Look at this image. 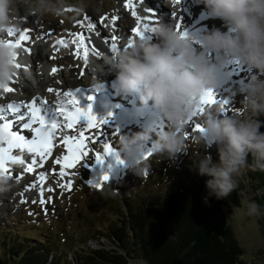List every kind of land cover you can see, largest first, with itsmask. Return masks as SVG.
<instances>
[{
  "label": "rangeland",
  "instance_id": "obj_1",
  "mask_svg": "<svg viewBox=\"0 0 264 264\" xmlns=\"http://www.w3.org/2000/svg\"><path fill=\"white\" fill-rule=\"evenodd\" d=\"M164 1L174 2L171 0ZM187 1L182 0L181 3H173L169 14H167L171 16H169V22H174L176 27L179 25L181 29L184 26L180 25V21L176 19V14L182 13L184 16L190 17L198 12L196 9L194 11L190 9L189 2L186 3ZM127 2L129 1L66 0V4L69 6L65 7V15L60 17L24 16V13L21 12L22 24L26 27L27 33H32V35L27 40L26 45L16 48L18 50L17 62L21 64V68L17 70L16 75L13 77L15 79H11V82L18 85V88L10 94L12 100L18 102L21 106L26 105L25 103L28 100L19 99L16 95L17 90L24 89L26 93L28 91L34 92L39 96V102L41 100L45 104L51 103L53 111L60 116L58 104L62 97L66 98V93H62L66 83L72 84L74 79L78 78L76 73L80 61H77L78 58L75 57L78 39L83 36L86 38L87 33L92 36L103 34L109 44L117 43L119 39L111 33L112 28L118 30V34H122V36H125L128 31L127 28L124 29L126 22L120 12L122 10L126 11L127 17L134 18ZM160 2L163 3V0H160ZM81 4L83 5L82 10L79 7ZM201 4L206 7L203 3ZM163 6L164 4H162L159 12V18L165 12ZM90 10L98 18L94 23L91 22L86 12ZM159 18L155 20L152 27H156L160 23ZM208 25L206 29L211 31L213 25ZM81 28H86L87 32L80 31ZM55 29H58V34L63 33L65 35H55ZM19 33L11 35L10 41L15 43ZM151 33L156 36L154 32L151 31ZM190 38L197 45L200 44L198 41L200 39L193 36ZM66 58H70L71 62L66 61ZM58 60H61L60 63H58ZM53 69H56V71L54 72ZM110 71L114 73L113 69H110ZM222 71L227 78L225 77L223 84L219 85V89L213 92H215L220 104L226 101L228 105L223 109L219 104L205 105L204 112L216 108L224 116L241 114L243 111L241 104L244 97L240 94V90L253 72L239 61L231 59L226 60L222 66ZM95 72L93 68H90L83 72V76H85V73H93L96 76ZM25 73L30 75H25ZM70 73L75 76L71 78ZM19 82L23 83L25 87L23 88ZM87 83L88 77L85 76L82 85H87ZM112 87L114 86L112 85ZM49 89H52V91H49ZM197 103L200 104L199 101ZM23 109L27 110L25 107ZM224 112H227V115ZM203 114L199 113L197 117L190 121L185 132L187 133L185 138L189 143L188 153L180 155L175 161L158 156L154 152L157 133L152 134L151 139L144 144L149 150H142L138 155L141 163L148 166L146 175H136L133 171L135 165H128L130 160L122 153L120 141L123 137H134L153 126L156 127L157 132L163 131L165 130L164 123L167 130L169 124L164 116L163 119H151L152 126L150 128L147 121L140 123L133 121L127 125L131 127V130L124 129L119 132L108 124L110 121L106 120L107 117L103 120H97L100 127L95 130L94 142L88 143L85 141L90 155L81 163H78V167L70 174L74 179L71 184L61 175L64 172L62 158L69 155L66 146L61 142L63 138L61 131L58 130V133H56L54 139L56 146L51 145V149L55 152L53 154L51 152L48 158L43 161L38 156L34 157L32 153L27 152V157L24 158L23 155L21 156L17 152L13 153L19 155L23 163H12L13 166L8 167L9 171L0 172V176L9 178L10 187L18 188L21 186V188L15 192L7 190L0 193V243L8 240V237L12 238L14 236L15 243L21 241L26 245L30 240H26L25 237L34 236L36 239H42L44 243H47L49 245L47 248L59 252L62 259L67 258L70 261H73L76 255L83 254L82 252L87 248L91 250L114 249L110 240L103 234L108 233L107 229L111 226H119L121 221L125 220L127 204L138 207L142 204L154 202L170 190H175L189 180L198 178L200 175L196 164L205 155H211L214 163L219 162V153L215 145L206 150L195 140L198 132L195 131L194 125L196 123L202 125L200 117ZM258 119L264 123V116H260ZM77 127L81 131L87 128L86 124H80ZM190 129L191 131H189ZM70 131L71 135H77L76 130ZM261 132H264V127L261 128ZM107 142L112 145L113 149L122 153L118 157L123 163H118L116 161L117 157H105L103 164L95 159V153L101 156L106 155L104 151ZM149 153H152V155L147 159H143ZM33 158L37 161L34 166L31 165ZM29 166L33 167V171H28ZM42 166L44 168L40 169ZM94 168H97L98 171L93 174ZM126 172H128V175L125 177L124 182L118 188L113 189L111 195L104 196L101 194L102 188L97 189L93 186L94 178L101 183L103 176L108 175L109 180L103 183L101 187H104V184H106V187H110L109 184H112L118 176L123 175L124 177ZM246 172L247 169H244L238 177H235L238 187L226 197L229 206V208H226V218L228 226L235 233L243 250L242 261L246 264H264V214L261 212L260 215L254 217L246 214L248 204L254 196L253 187L249 186ZM204 178L211 179L206 176ZM33 185L35 186L33 187ZM241 187L244 190L243 192L240 190ZM42 190L44 203H41ZM235 193L239 195L240 205H230ZM1 244L0 252L3 247ZM52 256H56V253H52L49 257ZM137 262L146 264L142 260H137Z\"/></svg>",
  "mask_w": 264,
  "mask_h": 264
},
{
  "label": "clouds",
  "instance_id": "obj_2",
  "mask_svg": "<svg viewBox=\"0 0 264 264\" xmlns=\"http://www.w3.org/2000/svg\"><path fill=\"white\" fill-rule=\"evenodd\" d=\"M210 15L228 25L230 31L213 29L199 45L190 38H181L174 22H161L154 28L158 43L137 39L115 61H108L116 73V84L126 94H139L142 104L152 102L166 118L169 127L158 131L155 126L134 137H123L121 151L136 166V175H146L148 166L137 163L138 154L153 133H157L154 152L175 161L188 153L185 132L197 117V103L206 90L218 84V70L227 59L239 61L252 70L240 90L244 97L242 113L221 115L213 108L200 117L203 132L195 140L206 150L216 146L219 162L211 155L198 160L196 168L206 181L208 196L223 199L237 187L242 170L264 172V127L258 117L264 116V0H199ZM66 0H0V87L8 85L17 73L18 50L9 46L10 32L19 33L24 16L60 17L65 15ZM83 9V5H79ZM25 75H30L25 73ZM11 139L10 132L0 127V147ZM251 156L253 163L248 164ZM8 177L0 176V193L10 188ZM208 197L205 198L207 202ZM261 206L248 204L247 215L258 216Z\"/></svg>",
  "mask_w": 264,
  "mask_h": 264
},
{
  "label": "trees",
  "instance_id": "obj_3",
  "mask_svg": "<svg viewBox=\"0 0 264 264\" xmlns=\"http://www.w3.org/2000/svg\"><path fill=\"white\" fill-rule=\"evenodd\" d=\"M252 163L249 156L248 164ZM246 169L254 191L251 202L259 204L264 214V172ZM207 180L199 176L154 202L138 207L127 204L125 220L103 234L112 243V250L87 248L70 261L47 248L42 239L25 237L30 240L25 245L15 243L13 236L0 243V264H129L130 260L146 264H246L239 241L227 223V200L209 197ZM240 190L244 191L242 187ZM238 193L230 205H240ZM52 253L56 256L51 259Z\"/></svg>",
  "mask_w": 264,
  "mask_h": 264
},
{
  "label": "bare ground",
  "instance_id": "obj_4",
  "mask_svg": "<svg viewBox=\"0 0 264 264\" xmlns=\"http://www.w3.org/2000/svg\"><path fill=\"white\" fill-rule=\"evenodd\" d=\"M180 1H182V0H180ZM168 2L169 1H164V0H163V3H161L160 0H143V3H140L139 0H130L129 2H127L129 9L132 12L135 11L136 16L139 19L136 16L133 19L130 17H127L128 15H127L126 11L122 10L120 12V15L123 18H125V22H126V27L124 29L127 28L126 30H128V31H127V34L125 36H122V34H120V35L118 34V30H115L114 28H112L111 33L113 35L117 36V39H119L118 45H114L113 43L109 44V42L105 38V35H103V34L102 35L98 34L97 36L95 34L94 36H92L91 34L87 33L86 39L83 43V49H84L85 45L88 48L87 62H85L84 55H82V56L78 57V59H76L77 61H80L79 69L77 70V73H76L78 78L77 79L75 78L72 84L66 83V86L64 88L65 92L64 91L62 92V93H66V96H65L66 98L62 97L61 101L58 104V108H59V106H62L64 109L71 108L72 107V97L77 98V100L79 101V107H81L84 110H87L89 108L88 103H90L92 112L96 116L97 120H103V119H106V117H107L106 120L110 121V122H108V124L112 125L113 129L117 132H119L120 130H124V129L127 131L131 130V127H128L127 125H129L133 121H136L139 123L143 122V121H147L149 124L148 127L150 128V126H152L151 121H150L151 119H155V120H158L160 118L163 119V115L160 113L159 110L156 113L157 114L156 118H150L149 114H151V112L153 110L151 107L148 108L146 115L143 117H141L140 113H138V112L136 113L135 111L130 110L129 113H127L125 111L128 108L132 109L134 106L136 107V109L137 108L145 109L148 106H144L142 104L141 99L133 98L130 94L123 93L122 91H120L118 89V86L116 84V73L114 70H113L114 73H112L110 71V69H112V66H111V64L108 63V61H110V60L115 61L122 52H124L128 49V44L130 42L134 41V44H135L136 40L139 39V38L130 36L129 33L131 32V30L133 28H136L139 26L141 28V30H144L146 27H152L153 23H155V20L158 19L160 16L159 12L161 11L162 4H164L163 9L165 12H163L161 14V17L159 19L163 20L164 22H167V21L169 22V16L170 15L168 16L167 14H169V10L171 9L173 3L175 4L176 2H172V3H168ZM188 2H189V8L190 9H192L193 11L196 9L197 11H200L202 13V15H201V18L197 19L198 18L197 15H194V16L191 15L190 17L189 16L187 17V16H184V14H182V13H177L176 19L180 21V25L184 26V28H182V29L180 28V30L182 32L187 33V35L190 37L193 36V37H196V38L200 39L201 41H203L204 36L208 32H210L206 29V27L209 26L208 24H210V25L212 24L213 29H219V30L224 31V32L230 31V25H228L226 22H224L218 18L212 17L210 15L209 11L207 10V8L204 7L201 4V2H199V0H193V1L188 0L186 3H188ZM143 5H145L147 7V9L150 10V12L153 14L152 17L154 20L152 21V23H147V21L145 20L146 18H148L149 15H148V13H146V11L144 12V10L142 9ZM159 5H160V9H159ZM86 12L88 13V16L90 17V20L92 23H94V21H97L98 18L96 16V14H94L93 11L90 10V11H86ZM176 12H178V11H176ZM123 18H121V19H123ZM127 25L129 26V29H128ZM56 28H58V27H56ZM32 29L34 30V28H32ZM24 30H26V27L23 26L21 32ZM57 30L58 29H55V35H59V36L65 35L63 33L58 34ZM65 30H66V28H65ZM83 30L85 32H87L86 28H81L80 31H83ZM72 31H73V29H72ZM96 33H97V29H96ZM19 34L17 35V38H18ZM26 34L28 35V37L30 39L32 33L28 34L26 32ZM144 39L150 40L152 43H158L159 42L158 37L153 36L151 31L145 32ZM26 43H27V40L24 41L21 45L22 46L26 45ZM125 47H126V49H125ZM102 57L105 58V61L102 60L103 59ZM65 60L68 62H71L70 58H66ZM60 61L58 60V63H60ZM90 68H93L96 71L95 72L96 76H94L93 73H85V76L88 77V83L89 84L87 83V85H82L83 81L85 79V76L81 75V72H84ZM104 73H105V75H104ZM74 76H73V74H71V78H73ZM217 76H218V81H217L218 86L215 89H211L212 91H217V89H219L218 88L219 85H222L223 81L225 79L223 77L224 72L220 69L218 70ZM12 79H15V78H12ZM113 82L116 85V87L114 86V89H113L112 84H111ZM19 84H21V86L23 88L25 87L23 85V83L19 82ZM7 86L11 87L13 90L18 88V85L16 83L11 82V80ZM77 89H79V90L77 91ZM17 91L18 92L16 93V95H17V97H19V99L28 100L25 103L26 105L31 104V101L33 99H37V98H38L37 104L38 105L40 104L41 100L39 102V96H37L36 93L29 92V91L26 93L25 92L26 90H24V89H22V90L20 89ZM68 93H71V96H69ZM10 94H11V92H5L3 89H0V110L2 111V113L5 112L4 108H6L7 105H10V104L11 105L12 104L13 105H20L18 102L12 100V97ZM91 94H95L96 97H99V103H94V102H91V101H88V100H85L82 98V95L88 96ZM112 103H115V105H113ZM50 104L51 103L43 105L44 111L46 110L48 113H44L41 110V115H45V117L48 118L50 124L53 123L54 121H56L58 123H61V125H62V123H63L62 117L58 116L57 113H55L53 111V109H52L53 107ZM17 109L19 110V108H17ZM20 109H22V111L21 110L20 111L23 112V110H24L23 107H20ZM138 114H139V116H138ZM4 122L13 123L14 124L13 130L17 131L19 134L23 135L26 140L31 141L32 139L35 138V133L33 130L30 132H28L27 130L25 131L23 128H21L20 125H17L16 122L11 121L8 117H4V121H0V126H2V124ZM80 124H84V125L86 124V126H88V122L86 120H82ZM48 125L49 124L47 123V127L49 128ZM163 126H164V129L166 130L165 123ZM81 127H83V126H81ZM144 127H146V126H144ZM147 131L148 130H145V132H147ZM26 132H28V133H26ZM69 134H71L70 130H69ZM86 135H88L87 132H86ZM54 146H56V144H54ZM105 146L111 147L112 154L111 155H105V156L102 155L103 156V162L102 163L99 162L100 164L104 163L105 157L116 158V157L122 155L121 152L113 149L112 145L109 142H107L105 144ZM142 150H149V148L146 145H143ZM15 152L19 153V155H21V156L23 155V158L27 157V155H26L27 151L21 152L20 150H14V154H15ZM51 152L53 154V152H55V151L51 150ZM138 161H140L139 158H138ZM65 163H66L65 161H62V165L64 168V172H63L64 175L63 176L68 183H69V181H71V183H72L74 181V179L70 176V174L73 172L74 169H76L78 167L77 166L78 164L76 165L75 168H67L64 166ZM132 164H134V163L132 161H130V163L128 165L132 166ZM12 166H13V164L10 162L7 165V167H10V168ZM43 168L44 167L42 166L40 169H43ZM118 170L120 171L121 169H118ZM97 171H98V169L94 168L93 174ZM127 175H128V172L125 173L124 177H123V175L118 176L112 184L107 183L110 185V187L109 186L106 187V184H104L103 185L104 187H100L103 189L101 194L104 196L105 195H111L113 192V189H116L122 185V183L124 182V179ZM71 183H69V184H71ZM96 183L98 184V183H100V181H98L96 178H94L93 179V186ZM19 188H21V186L18 188L10 187L8 190L10 192H15V191H18ZM97 189H99V188H97ZM136 262H135V264H145V263H139V262L136 263Z\"/></svg>",
  "mask_w": 264,
  "mask_h": 264
},
{
  "label": "snow or ice",
  "instance_id": "obj_5",
  "mask_svg": "<svg viewBox=\"0 0 264 264\" xmlns=\"http://www.w3.org/2000/svg\"><path fill=\"white\" fill-rule=\"evenodd\" d=\"M140 3H143V0H139ZM127 7V5H125ZM148 13L151 14L150 10H146ZM132 15L135 17L136 12L133 11ZM95 27V25H93ZM155 27H146L144 30H141V28L138 26L136 28H133L131 32L129 33L130 36L139 38V39H144V34L146 31H154ZM177 31L181 32V38H187L188 35L185 32H182L180 30V26L177 25ZM27 30L22 31L16 42L13 43L9 41V46L13 48H18L21 46V44L28 40L29 37L26 34ZM13 32H10L9 35H13ZM84 39V38H82ZM115 39V38H114ZM134 45V41L130 42L128 44V48L132 47ZM88 58V48L85 45L84 46V59L85 62H87ZM17 59V58H16ZM17 69L21 68V64L17 62L16 64ZM55 72L56 69H53ZM84 73L81 72V75ZM0 89H3L5 92H12L13 89L11 87L3 86L0 87ZM79 89H77L78 91ZM49 91H52V89H49ZM69 96H71V93H68ZM38 99V98H37ZM37 99H33L31 104L28 105H8V108L12 111L19 112L20 107H25L28 109V111L23 112L19 115L15 116V121H24L27 120L30 116V123L26 122L22 125L24 129H31L35 133V138L32 139L31 141H28L25 139V137L21 134H19L17 131H14V124L13 123H8L4 122L2 124V128L7 129L10 132L11 139L7 142V144L3 147H0V172H8L9 169L7 165L9 162L11 163H23V160L20 158L19 155H14V150H20L21 152L27 151L28 153H32L34 157H39L41 161L46 159L48 155L51 153V145L52 141L56 136L57 131H61L63 133V138H62V143L66 146L67 151L69 155L64 156L62 159L65 161V167L67 168H75L78 163L83 161L86 157L90 155V153L87 151V144L85 141L88 143L94 142V135H95V130L100 127L99 122L97 121L96 116L93 114L91 107L87 110L82 109L79 107V101L77 98L72 97V107L69 109H64L62 106H59L58 112L59 115L63 119L62 125L60 123H52L51 128L49 129L47 127V122L44 119V117L41 115V107L40 105L45 104V102L41 101L40 104H37ZM89 99H92V97H89ZM219 104L220 107L223 109L225 106L228 105V103L225 101L223 104H220L216 98L215 93L212 90H206L204 95L200 99V109L199 113L203 114L205 108V105H217ZM17 108L19 110L17 111ZM224 114L227 115V112H224ZM82 120H86L88 122V126L85 130H78V125ZM0 121H4V115L0 114ZM38 125V127H35ZM195 131L198 133H201L204 131L202 125L200 123H196L194 125ZM69 130H76L77 135H71L69 134ZM191 131V129L189 130ZM86 132L89 133L86 135ZM187 136V133H185ZM105 154L106 155H111L112 154V149L111 147H105ZM152 153L147 154L146 156L143 157V159H147L150 157ZM95 159L102 163L103 162V156H101L98 153H95ZM58 163L60 162L59 160L57 161ZM117 162L118 163H123V161L119 160V157H117ZM139 161H137L138 163ZM37 164V161L35 158L32 159L31 165L34 166ZM29 166L28 171L31 172L33 171V167ZM61 175H64L62 172ZM43 179V177H41ZM109 180L108 175H104L102 178L101 183H96L94 187L100 188L101 185ZM71 183V181H69ZM92 183L90 182V185ZM35 185H33L34 187ZM51 191V189H49ZM41 203H44L43 200V190L41 191Z\"/></svg>",
  "mask_w": 264,
  "mask_h": 264
},
{
  "label": "water",
  "instance_id": "obj_6",
  "mask_svg": "<svg viewBox=\"0 0 264 264\" xmlns=\"http://www.w3.org/2000/svg\"><path fill=\"white\" fill-rule=\"evenodd\" d=\"M136 261L134 260H130V263L129 264H135Z\"/></svg>",
  "mask_w": 264,
  "mask_h": 264
}]
</instances>
